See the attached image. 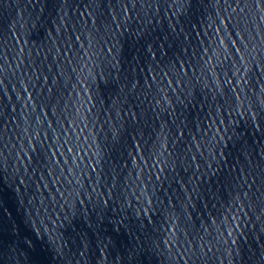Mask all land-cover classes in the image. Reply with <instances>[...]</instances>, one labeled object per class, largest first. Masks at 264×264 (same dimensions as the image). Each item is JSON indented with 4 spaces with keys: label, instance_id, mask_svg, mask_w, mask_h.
<instances>
[{
    "label": "water",
    "instance_id": "95a60500",
    "mask_svg": "<svg viewBox=\"0 0 264 264\" xmlns=\"http://www.w3.org/2000/svg\"><path fill=\"white\" fill-rule=\"evenodd\" d=\"M0 264H264V0H0Z\"/></svg>",
    "mask_w": 264,
    "mask_h": 264
}]
</instances>
